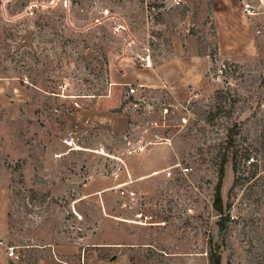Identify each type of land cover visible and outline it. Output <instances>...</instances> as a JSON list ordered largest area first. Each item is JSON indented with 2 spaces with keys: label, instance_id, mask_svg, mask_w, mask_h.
Wrapping results in <instances>:
<instances>
[{
  "label": "rangeland",
  "instance_id": "374dc122",
  "mask_svg": "<svg viewBox=\"0 0 264 264\" xmlns=\"http://www.w3.org/2000/svg\"><path fill=\"white\" fill-rule=\"evenodd\" d=\"M212 4L0 0V264H264V0Z\"/></svg>",
  "mask_w": 264,
  "mask_h": 264
},
{
  "label": "crops",
  "instance_id": "0c3cea01",
  "mask_svg": "<svg viewBox=\"0 0 264 264\" xmlns=\"http://www.w3.org/2000/svg\"><path fill=\"white\" fill-rule=\"evenodd\" d=\"M214 5V12L219 13L220 20L227 18L232 13L240 11L242 7L243 0H212ZM241 22L244 23V15L241 13Z\"/></svg>",
  "mask_w": 264,
  "mask_h": 264
},
{
  "label": "built area",
  "instance_id": "2783aa9c",
  "mask_svg": "<svg viewBox=\"0 0 264 264\" xmlns=\"http://www.w3.org/2000/svg\"><path fill=\"white\" fill-rule=\"evenodd\" d=\"M245 11L249 14V15H252V14H254L255 13V9H254V7L252 6V5H250L249 3H246L245 4ZM147 62H149L148 60H147ZM144 63L142 62V65H143ZM138 90V88L136 87V86H130V88H129V93L130 94H134L136 91ZM252 159H254V158H252ZM185 171H189V168H185L184 169ZM11 248V247H10Z\"/></svg>",
  "mask_w": 264,
  "mask_h": 264
},
{
  "label": "trees",
  "instance_id": "16d2710c",
  "mask_svg": "<svg viewBox=\"0 0 264 264\" xmlns=\"http://www.w3.org/2000/svg\"><path fill=\"white\" fill-rule=\"evenodd\" d=\"M95 94V93H94ZM248 159V158H247ZM249 160V159H248ZM220 211L221 210H223V207L221 206L220 207V209H219ZM225 222H221V224H220V229H221V231L223 232V230L225 229V224H224ZM215 264H221V257H216V260H215Z\"/></svg>",
  "mask_w": 264,
  "mask_h": 264
},
{
  "label": "water",
  "instance_id": "95a60500",
  "mask_svg": "<svg viewBox=\"0 0 264 264\" xmlns=\"http://www.w3.org/2000/svg\"><path fill=\"white\" fill-rule=\"evenodd\" d=\"M113 258H116V256H113Z\"/></svg>",
  "mask_w": 264,
  "mask_h": 264
}]
</instances>
